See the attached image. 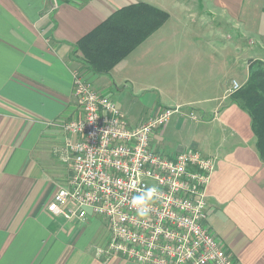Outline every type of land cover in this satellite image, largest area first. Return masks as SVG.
Masks as SVG:
<instances>
[{
  "label": "crops",
  "instance_id": "1",
  "mask_svg": "<svg viewBox=\"0 0 264 264\" xmlns=\"http://www.w3.org/2000/svg\"><path fill=\"white\" fill-rule=\"evenodd\" d=\"M136 2L169 16L108 73H92L73 45ZM248 59L264 62V0H62L56 7L0 0V264H131L94 255L109 236L99 217L46 211L71 169L63 160L67 135L47 122L80 117L75 71L133 126L178 107L154 131L152 147L216 156L206 223L237 264H264V161L248 113L230 98L232 82L247 78Z\"/></svg>",
  "mask_w": 264,
  "mask_h": 264
},
{
  "label": "built area",
  "instance_id": "2",
  "mask_svg": "<svg viewBox=\"0 0 264 264\" xmlns=\"http://www.w3.org/2000/svg\"><path fill=\"white\" fill-rule=\"evenodd\" d=\"M56 7L62 0H50ZM80 117L47 124L66 135L63 160L71 165L66 185L46 204L52 215L86 220L93 214L108 229L97 258L131 264H237L206 223L207 194L216 156L197 150L166 155L152 147L154 131L177 108L164 107L131 125L117 105L73 73ZM232 82L231 91L240 88ZM156 185L159 197L147 217L136 214L132 197Z\"/></svg>",
  "mask_w": 264,
  "mask_h": 264
},
{
  "label": "trees",
  "instance_id": "3",
  "mask_svg": "<svg viewBox=\"0 0 264 264\" xmlns=\"http://www.w3.org/2000/svg\"><path fill=\"white\" fill-rule=\"evenodd\" d=\"M168 16L166 11L145 2L124 5L81 36L73 45L74 51L80 52L89 71L106 74ZM247 71L246 80L230 98L248 113L255 148L264 161V62L250 60Z\"/></svg>",
  "mask_w": 264,
  "mask_h": 264
},
{
  "label": "clouds",
  "instance_id": "4",
  "mask_svg": "<svg viewBox=\"0 0 264 264\" xmlns=\"http://www.w3.org/2000/svg\"><path fill=\"white\" fill-rule=\"evenodd\" d=\"M159 197V189L156 185L149 186L132 197L131 204L140 217H147L151 212V206Z\"/></svg>",
  "mask_w": 264,
  "mask_h": 264
},
{
  "label": "rangeland",
  "instance_id": "5",
  "mask_svg": "<svg viewBox=\"0 0 264 264\" xmlns=\"http://www.w3.org/2000/svg\"><path fill=\"white\" fill-rule=\"evenodd\" d=\"M189 32H191V33L193 34L194 29H193L192 31H189ZM191 33H188L187 35H188V36H192ZM236 33H237L236 30H232V29L230 30V34H231V36H233V35H234V36H237ZM250 41H251L250 38L247 37V41H246L247 44L252 45V43L254 44V42H255V41H253V42H250ZM255 46H257V43H256V42H255V44H254V47H255ZM251 48H252V46L249 47V46L247 45V48H246V49H247V53H246L247 56H249ZM79 54H80V52H79ZM80 55H81V54H80ZM81 57H82V56H81ZM248 62H249V59H248L247 63H248ZM87 80H88V79H87ZM240 87H241V86H240ZM134 107L136 108V105H134ZM136 109H137V108H136ZM159 111H160V110H159ZM159 111H158L157 113H159ZM157 113H155V114H157ZM155 114H154V115H155ZM170 117H171V116H170ZM170 117H169V118H170ZM191 117H192V118H195V115H191ZM146 119H147V118H146ZM146 119H144V121H145ZM142 122H143V121H142ZM65 170H66L67 173L64 172V175H63V176H64V180L62 179L63 181L59 183V186H64V185H66V182H67V180H68V177H69L70 174H71V172H70L71 169H69L68 166L65 168Z\"/></svg>",
  "mask_w": 264,
  "mask_h": 264
}]
</instances>
